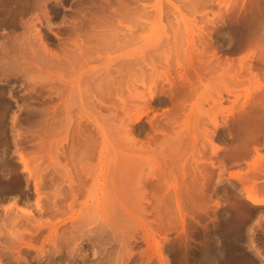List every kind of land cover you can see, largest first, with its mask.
<instances>
[{
    "label": "rangeland",
    "instance_id": "1",
    "mask_svg": "<svg viewBox=\"0 0 264 264\" xmlns=\"http://www.w3.org/2000/svg\"><path fill=\"white\" fill-rule=\"evenodd\" d=\"M56 1L57 4L54 3ZM56 1L49 0V5L47 4L48 10L53 9L50 10L52 15L49 17V26L44 24L48 21L47 18L42 17L44 14H40L43 13L40 11H38L40 19L35 21V26L40 29L44 41L50 49L57 54H63V49L60 50V48L64 45L62 42L67 41L65 48H63L66 51L67 49L71 50L67 51L68 53L71 52V59L62 58V61L66 62L62 64V61L60 63V60L56 59V57H53L56 59L54 61L51 58L49 60L46 58L47 61H44V58H42L40 66L38 65L39 68L35 64H30L27 66L29 67L28 72L23 69L25 66L20 67V64L17 65V63L16 65L13 64V67L12 63L9 64V62L4 64L5 66L0 64V95L3 96L2 98L0 96L2 99H0V104L5 109L6 114L2 116V119L0 118V138L3 141L2 148L4 149L1 148L0 159H4L3 161L5 162L6 158V161L10 158V161L14 163L11 164L14 167L7 165L3 169V172H5L4 176L9 179H18L16 188L0 189V219L4 218L5 214L3 212L6 213L4 210L9 211L12 209V211H9L10 213H21L20 215L17 214L20 217H18L19 219L14 225L20 227L26 224L29 226L24 214L16 206L27 210L30 209L32 216L38 217L44 222L48 220L54 223L57 234L64 235L66 233L65 235L73 240L69 242L70 244L68 243V246L62 239V243L60 241L58 244L59 248H54L51 242L47 240L48 228L40 227L38 231L31 235L25 234V242L31 243L33 246L16 243V249L14 248L9 252L10 254L6 253L7 255L2 257V260H10V258L14 257L12 261H5V264H63V262H67V264H93L99 259L104 260L103 262L105 263L108 255L111 257L118 249V238L127 239L132 249V255L130 254L124 264H160L154 252H151L152 256L150 255L149 261L146 260L145 251L149 248H147L148 246L143 238V223L145 224V221H153L155 217H153L151 205L143 200L142 195L144 187L147 190L150 189V179L147 178L149 169L145 164V159L149 155H155L162 151L156 150L157 147L160 148L158 144L165 140L162 139L164 136L162 133L166 134L164 136L166 138L169 136L170 139L168 138L166 141L173 140L174 142L177 139V141H181L179 144L182 143V146L187 142L186 144L189 147L183 150V153L186 154H182L183 158H180V166L187 157L190 160L185 159L184 162L187 165L184 164V168L186 166L188 167L187 169L195 167L194 169L197 173H195L194 169L192 170L196 176H194L193 172H191V176L193 175L192 177L196 181H201L200 176L203 178L202 175L205 173L206 178H208H205L207 181L204 180V183L206 182L204 192L207 194L206 198L209 196L208 200H205V203L207 201L205 205L208 206L202 210L192 207L187 202L183 204V223L180 222L179 213L177 207H175V200L173 202L171 200L172 203L171 205L169 204L170 211L168 212L170 214L167 213L166 217L168 218L171 215V219H173L171 222L174 221L175 227L178 220V227H173V223H170V226L167 222L166 224L172 229L168 227L165 224V218V221H163L168 228L166 227L167 230L165 228L166 231L160 230L161 233L159 232L163 248L162 254L167 257L168 264H238V257L249 259L251 257L249 252L251 251L259 256V260L254 261L252 264H264V260L261 258L264 253V248H262V240L264 239V203L254 205L247 201L244 198V188L238 180L239 176L245 175L249 179L245 180L246 183L244 185L249 186L253 183L258 187L264 185V171L255 172L251 166L253 165L251 163L256 159L257 153L264 154V126L261 127L262 129H258L259 131L256 130L254 132V137H249L251 140L248 142V148L240 152L242 140L245 137L240 119L245 116L246 110L249 108L247 103H250L254 96L250 99V96H252L250 95L247 98L248 100H245L242 92L244 85H238L236 90L238 92L234 93L235 96L234 94H227L225 91L221 92L222 102H220L222 108L217 105L220 111L217 106L212 105L210 100L203 99L204 97L200 98L201 101H199L200 99L196 101V95L188 93L190 92L188 84L185 81L183 84V79L178 78L176 75L178 72L176 73L175 70L180 71L181 69H175L173 55L175 56L176 53L173 54L171 50L181 46L186 47L185 38H187L188 34L189 37L191 35V41L194 46L196 45L195 47L199 48L202 46L205 49V54L203 55V52L202 57L201 54L197 55L199 54L198 52H193V62L200 61L202 63H199L205 68V61L208 57L207 50L214 49L217 55L234 57L233 62L237 63L238 58L246 54L247 51L245 46L242 45L243 37L239 34V16L247 12L248 6L240 9L242 0H221V4H219L220 1L218 0H123L122 7H119L121 5H119L117 0H111V4L117 12H121V14L129 12L130 14H126L128 17L125 20L119 19V22L114 19L116 21L115 24L113 23L114 26H110L112 33H114L111 36L112 38L110 36H108L109 39L107 37L103 38L104 35H102L103 37L97 36L99 34L97 32L95 38L89 43L92 47L85 42L87 44L83 45L84 47L82 46L84 50L79 53L78 47L76 48L71 39H76V32L89 29L88 25L90 23H88V18L84 19L86 20L84 23L81 18L85 17L81 15L79 17L78 14L72 11L74 9L78 10V8L81 9L83 5V7L88 6L86 9L89 11L87 10L86 12L90 13L92 10L99 9L97 7L99 1L95 0L93 3L87 2L85 4L83 3L84 0ZM250 1L248 0L247 3ZM60 7H69L71 9L62 10L64 18L76 19L78 16V29L76 27L73 28V25L69 22L67 23L63 18L61 20V17L58 16L61 13L59 11ZM29 10L22 14V20L26 19L27 21L29 19L30 21V18L33 17L31 14L34 13V9H31V12ZM0 16L2 17H0V22L2 23V25L0 23V34L8 30L11 31V34L16 33L18 35L25 30L26 27L23 25L19 26L20 23L18 22L20 20L18 18V20L16 19L18 24L15 23L14 25L11 20H6L9 23H3L5 19H3L2 15ZM132 17L135 18L133 19ZM110 27L108 29L105 27L99 28L110 31ZM99 28L97 27L96 29L99 30ZM55 32L58 35L60 34V36H64V41L55 36ZM1 35L4 36V34ZM1 35L0 39L4 38ZM107 35L109 34L106 33ZM66 37L68 39L71 38L69 40L72 43L68 39L65 40ZM97 37L100 38L98 39ZM104 39L108 40L105 42ZM103 40L104 42L102 43ZM173 41L178 43L174 44ZM179 42H182L181 44L183 45L179 44ZM157 49L159 51L162 49L171 50V55L168 59L169 63L167 62L170 64L169 70L172 73L171 76H173L171 78L173 83L171 84L164 80V77H154L150 68L146 66L150 57L156 59L155 64L157 65L155 67L158 71L167 66L165 61L163 62V59H161L162 57L158 55ZM59 50L62 52H59ZM72 51L76 52L73 53ZM211 59L215 58L212 57ZM251 63L256 65L259 62L256 63L253 59ZM260 64L257 65L262 67L263 64L262 66ZM3 67H6V71ZM220 72L221 69H217L215 77ZM203 73L204 69L202 74L201 72L200 74L203 78H207L206 73L204 75ZM228 74L226 73L225 75ZM191 77H193L192 79L195 82L198 81L195 75L191 74ZM149 80H153L155 85L151 86L154 93L151 97L147 89ZM202 82L206 83L204 79ZM196 84H198L196 87L202 86L198 82ZM245 84L247 83L245 82ZM197 90L199 89L197 88ZM179 91H187L188 93L184 99L183 112L178 113L175 123L166 122L167 115L175 106L173 101L170 100L169 94L174 92V95H176V93L179 94ZM253 94L255 95V93ZM244 100L245 103L243 105ZM146 107H148V111L144 113L143 110ZM244 108L247 109L245 110ZM156 123L157 125H155ZM37 128L39 132H37ZM30 129L32 132H30ZM47 133H49V136L45 135ZM166 141L164 142L165 144L171 143ZM188 141L190 145H188ZM52 142L53 144L55 143V148L51 146L53 148V150L51 149L52 152L60 147V150L56 151L59 153L56 157L60 160V165L55 164V167L51 166L52 163L49 161L48 155H46L47 148L50 146L48 143ZM147 144L151 148L152 146L155 148L157 144L158 146L156 145L157 147L154 149L156 153L155 151L152 152L153 148L152 150H150V147H148L149 149L146 148ZM47 145L49 146L46 147ZM211 145H215L218 148L213 151ZM71 146L77 152L70 153L74 150L71 149ZM181 147L180 151H182L181 149L184 146ZM180 151L177 150L179 155L182 153ZM35 152L36 159H30V154ZM163 152V155L167 154V157L173 158L176 156L177 161L180 160L177 158L178 155H175L176 152H174L175 156H172L170 151L167 153ZM19 153H23L27 157L29 169L38 164L39 171L44 179L43 183L40 184L41 187L39 186V189H41L39 191L52 190L53 187H56L57 181L60 183L58 187L62 192V196L50 198L51 200L48 201L43 197L44 195L41 197V202L43 201V206H46V211H41L34 207L36 194L34 193L33 180L28 176L26 170H23V164L18 159ZM53 153L56 154L55 152ZM67 153L73 155V161L78 159L75 158L74 154H78L77 157L79 159L81 157L79 161L81 164L74 162L77 167L79 164L78 168H74L75 170L72 168L75 165L68 158ZM162 153L158 154L162 155ZM72 155H70V158ZM161 155L159 158H162ZM219 159H222L223 166L220 165ZM173 160L175 162V159ZM62 163L64 165L68 163L71 170L67 169L70 172L72 171V176L76 177H74L75 180L77 179L72 184V188L69 187L68 182L65 181L66 179H63L64 182L60 178L63 170L65 171L63 168L67 167V165L63 167ZM188 164L191 166H188ZM180 166L178 167L180 170H177L178 172L174 170L176 165L174 168L172 167V170L166 167V171L171 174L168 170L172 172L174 170L176 173H173L176 174V179L179 183L183 180L184 182L191 181L190 176L187 175L191 169H186L187 172L185 171V175H183ZM76 168L77 172H75ZM81 168H83V172ZM165 169L164 173H166ZM60 170L61 172L59 173ZM130 170H137L138 173L136 171V174L132 175ZM199 170L202 171V175H200L201 171L198 172ZM86 171H90L88 174L98 173L100 179L102 177L103 182L101 187H98V184L94 186L95 188L93 187V189L95 190L90 191V193L91 181L85 177L87 175ZM121 171H123V174ZM128 171H130L129 175ZM77 174H79L78 177ZM166 176L170 177L169 175ZM127 178L129 181L126 180ZM124 181L127 182L124 184ZM130 182L132 183L130 184ZM144 183H146V186ZM259 189L260 187L258 191ZM170 190H162L161 192L164 195L167 192V196L170 193L173 194L171 197L174 199L173 190ZM260 191L262 190L260 189ZM184 193L185 195H182L185 198L188 192L184 191ZM261 194L263 195L264 193ZM188 197L186 198L188 199ZM170 198L168 199L169 201ZM168 200L167 202L169 203ZM215 200L219 203L217 204ZM230 203L235 206L242 205L248 209L247 215L245 214L242 220L243 225H241L240 231L239 229H233L234 224L231 222L233 211ZM250 204L256 207H252ZM167 207L169 208L168 204ZM57 210L59 213L56 212ZM168 220L170 221L169 218ZM227 224H232V226L229 227ZM68 238L67 240L70 241L71 239ZM251 243H256L257 245H251ZM70 247L74 248L70 250ZM256 248L257 251H254ZM259 249L262 250V254L260 253L261 251H258ZM97 251L100 253L98 254ZM112 251L114 252L112 253ZM81 255L85 256V259H80Z\"/></svg>",
    "mask_w": 264,
    "mask_h": 264
},
{
    "label": "bare ground",
    "instance_id": "2",
    "mask_svg": "<svg viewBox=\"0 0 264 264\" xmlns=\"http://www.w3.org/2000/svg\"><path fill=\"white\" fill-rule=\"evenodd\" d=\"M48 1L49 0H0V15H2L3 16V19H5V21H3V23L4 22H7L6 20H11V23L13 24L14 23V25H15V23H17L16 22V19L18 18L20 21L18 22V23H20V25L19 26H21V25H23L24 27H26L25 28V30L24 31H22L20 34H16V33H14V34H11V31H4L3 33H1V34H4V36H2L1 34V36L2 37H4V38H2V39H0V64L1 65H4V64H8L7 62H9V64H11L12 63V67H13V64H15L16 65V63H17V65H19L20 64V67H23V66H25V67H23V69H25L26 70V72H28L29 70H28V68L29 67H27L28 65H30V64H35V65H37V67H38V65L41 63V59L42 58H44V61H47V59L46 58H48V60H49V58H51V59H53V61H54V59L55 58H53V57H56V59L58 58L59 60H60V63H61V61H62V58L63 59H67V60H69V59H71V55H70V53H68L67 51H69L68 49H67V51H66V49H64L65 47L64 46H66L65 45V43L67 42V41H64V36H60V34L58 35V34H56V32H55V36H57L58 38H60L62 41H64V42H62V43H64V45H63V47H61L60 48V50H62L63 49V52L62 51H60L59 50V52H62L63 54H57V53H55L53 50H51L50 49V47L48 46V44L44 41V38H43V35H42V33H41V31H40V29L39 28H37L36 26H35V21H38V19H40L39 17H38V11H40V12H43V13H40V14H44V16H42L43 18L45 17V18H47V23L45 22L44 24H46L47 26H49V24H50V22H49V17L51 16V11L50 10H53L52 8L50 9V10H48V8L49 7H47V4H48ZM51 1V0H50ZM56 1V0H55ZM58 1H60V0H58ZM82 1V0H81ZM95 0H84L83 1V3L85 4V3H87V2H90V3H93ZM99 1V3H98V8L99 9H95V10H92V11H90V13L89 12H86L88 9H86V8H88V6H85V7H83V5H82V7H81V9H79L78 8V10L77 9H74V11H72V12H75V14H78V16L80 17V15L82 16V17H85V18H81V20L83 19H86V18H88V20H89V22L88 23H90L89 25H88V27H89V29H84V30H82V31H78V32H76V35H75V37H76V39H71V38H69V39H71V40H73V44L76 46V48L78 47V49L77 50H79V53L81 52V51H83L84 49L82 48V46L83 45H85V44H87L88 43V46H90L91 44H89L90 43V41H92L94 38H95V35L97 34V32H99V34H97V36H102V35H104V37L103 38H105V37H107L108 38V36H113L114 35V33H112V31H111V25L112 26H114L113 25V23L115 24V20L114 19H117V22H119V19L121 20V19H124L125 20V18L126 17H128L127 15L128 14H130L129 12L128 13H124V14H121V12L119 13V12H117L116 10H115V8H114V6L111 4V0H98ZM114 1V0H113ZM118 1V3H119V5H121V6H119V5H117V6H119V7H122V4H123V0H117ZM189 1H191V0H189ZM218 1H220L219 2V4H221V0H218ZM248 1V0H247ZM247 1H245V0H242L240 3V9H242V8H246V6H248L247 8V12H243L244 14L243 15H240L239 16V34L243 37V41H242V45L243 46H245V48H246V54H242L243 56H241V57H239L237 60H238V65H236L237 63L235 62H233V58L234 57H229V56H223V57H221V56H219V55H217L216 54V52H215V50L214 49H212V50H207L208 51V57L205 59L206 61V63H205V68L204 67H202V64H200V63H202V62H193L192 61V59H193V52H198L199 54H197V55H200L201 54V57H202V53L205 51V49L204 48H202V46L201 47H199V48H197V47H195L194 46V44H193V42L191 41V35H190V37L188 36V34H187V38H185V42H186V47H184V46H181V47H178V48H180V49H178V48H174V50L173 49H171L172 50V52H173V54L174 53H176L175 54V56L173 55V57H174V63H175V69H181L180 71H177V70H175L176 71V75L178 76V78H181V79H183V84L186 82L187 84V86L190 88L189 90H190V92H188V93H192V94H195L196 95V101H198V99H200V98H203V99H205V100H210L211 102H212V105H214V106H219V107H221L222 108V104H221V99H222V95H221V92L222 91H225L227 94H234V93H237L236 92V90H237V86L238 85H244V87H243V98H245V100L250 96V95H252V96H250V99H251V97H253L252 98V100H250V103H247V104H249L248 106H249V108L246 110L245 108V110L247 111L246 112V114H245V116L243 117V118H241L240 119V122H241V124H242V126H243V134H244V136H242V137H244V139L242 140L243 142H242V144H241V149H240V152H241V150L242 151H244V149H247L248 148V142H249V140H251V138H249V137H254L253 136V134H255L254 132L256 131V130H260V128L261 127H263L264 126V0H249L250 2H248L247 3ZM53 2H54V0H53ZM125 2V1H124ZM50 3V2H49ZM54 3H56L57 4V1L56 2H54ZM51 4V3H50ZM49 5V4H48ZM60 5V4H59ZM52 6H54V5H52ZM193 6V5H192ZM54 8V7H53ZM56 8H57V6H56ZM56 8H55V10H56ZM124 8V7H123ZM33 10L34 11V13H33V11H32V13L33 14H31V16L33 15V17H34V19H33V17H31L30 18V21H29V19H27V21H26V19L23 21L22 20V14L24 13V12H27L28 10ZM126 9V8H125ZM29 10V12H31ZM71 10V9H70ZM117 10H119V9H117ZM123 10V9H122ZM89 11V10H88ZM125 11V10H124ZM240 11V10H239ZM87 13H88V15H87ZM123 13V12H122ZM54 14V13H53ZM74 14V13H73ZM127 14V15H126ZM28 15H30V14H28ZM87 15V16H86ZM161 15V14H160ZM176 15V14H175ZM78 16H77V18H78ZM131 16H134V15H131ZM147 16V15H146ZM145 16V17H146ZM1 17V16H0ZM25 17H27V16H25ZM41 17V16H40ZM72 17H74V16H72ZM76 17V16H75ZM120 17H124V18H120ZM130 17V16H129ZM176 17V16H175ZM2 18V17H1ZM28 18H29V16H28ZM61 18H63V17H61ZM75 19V18H70V19H64V20H66V22L68 23H71L72 25H73V28L74 27H76L77 28V20L78 19ZM133 18V17H132ZM135 18V17H134ZM133 18V19H134ZM2 19V20H3ZM17 19V20H18ZM131 19V18H130ZM212 19V18H211ZM216 19V18H215ZM62 20V19H61ZM87 20V21H88ZM123 20V21H124ZM214 20V19H213ZM212 20V21H213ZM217 20V19H216ZM219 20V19H218ZM80 21V20H79ZM129 21V20H128ZM173 21V20H172ZM210 21V20H209ZM62 22H64V21H62ZM82 22V21H81ZM86 22V20H84V23ZM131 22V21H130ZM134 22H135V20H134ZM196 22V21H195ZM1 23V22H0ZM7 23H9V22H7ZM17 23V24H18ZM11 24V25H12ZM79 24V23H78ZM131 24H133V23H131ZM1 25H2V23H1ZM70 25V24H69ZM5 26V25H4ZM79 26H80V24H79ZM107 26V27H106ZM81 27V26H80ZM107 28L108 29V27H110V31H108V30H106V29H100L99 28V30H97L96 28ZM4 28H6V27H4ZM47 28H49V27H47ZM75 28V29H76ZM113 28V27H112ZM78 29V28H77ZM80 29V28H79ZM96 29V33L94 34V30ZM172 29V28H171ZM3 30V29H2ZM12 30V29H11ZM23 30V29H22ZM100 30H101V32H100ZM113 30V29H112ZM174 30V29H173ZM108 31V32H107ZM114 31V30H113ZM178 31V30H177ZM107 34H109V35H107L106 36V33ZM105 33V34H104ZM166 33V32H165ZM113 34V35H112ZM173 34V33H172ZM179 34V33H178ZM190 34V33H189ZM175 35V34H174ZM239 35V36H240ZM168 36V35H167ZM74 37V38H75ZM83 37V38H82ZM98 38V37H97ZM100 38V37H99ZM98 38V39H99ZM103 38H101V39H103ZM112 38V37H111ZM173 38H175V37H173ZM68 38L66 37L65 38V40H67ZM68 39V40H69ZM109 39V38H108ZM108 39H104L105 40V42L108 40ZM71 40H69V41H71ZM104 40L102 41V43L104 42ZM174 40V39H173ZM99 41V40H98ZM97 41V42H98ZM85 42H87V43H85ZM101 42V41H100ZM71 43H72V41H71ZM173 43H174V41H173ZM178 43V42H177ZM177 43H174V44H177ZM182 43V42H181ZM180 42H179V44H181ZM68 44V43H67ZM105 44V43H104ZM174 44H173V46H174ZM207 44V43H206ZM100 45V44H99ZM181 45H183V44H181ZM185 45V44H184ZM73 46V45H72ZM87 46V45H86ZM85 46V47H86ZM180 46V45H179ZM208 46V45H207ZM84 47V46H83ZM90 47H92V46H90ZM89 47V48H90ZM104 47H106V46H104ZM108 47V46H107ZM67 48V47H66ZM88 48V47H87ZM160 48V47H159ZM169 48V47H168ZM171 48V47H170ZM205 48H207V47H205ZM209 48V47H208ZM87 50V49H86ZM154 50V49H153ZM158 50V49H157ZM171 50L170 49H167V50H158L157 51V53H158V55L160 56V57H162L161 59H163V62L165 61V63H166V67H163V69L162 70H160V71H158L157 70V68L155 67V65H157V64H155V58L153 57H150V60H149V62H145L146 64V66L147 67H149L150 68V70L152 71V73H153V76L154 77H156V78H160V77H164L165 79L164 80H167V82H169L170 84L171 83H173V80L171 79L173 76H171L172 75V73L170 72V70H169V66H170V64H168L169 62H168V59H169V57H170V55H171ZM71 51V50H70ZM89 51V50H88ZM155 51V50H154ZM153 51V52H154ZM73 52V51H72ZM74 52H76V51H74ZM73 52V53H74ZM86 53V52H85ZM245 53V52H244ZM205 54V52L203 53V55ZM157 55V54H156ZM181 55V56H180ZM213 55V56H212ZM211 56V57H210ZM198 57V56H197ZM206 57V56H205ZM212 57H214L215 59H211ZM39 59V60H38ZM46 59V60H45ZM51 59H50V62H51ZM55 59V60H56ZM186 59V60H185ZM255 60V62L257 63V62H259V63H261L260 65L262 66V64H263V66L262 67H259L257 64H259V63H257L256 65H254V63L252 64L251 63V61L252 60ZM58 60V61H59ZM184 60V61H183ZM198 60H201V59H198ZM235 60V59H234ZM38 61V62H37ZM65 61V60H64ZM146 61H148V60H146ZM159 61V60H158ZM197 61V60H196ZM43 62V61H42ZM157 62V61H156ZM168 62V63H167ZM3 63V64H2ZM49 66H50V64L48 63V62H46ZM53 63H55V62H53ZM64 63H66V62H63L62 61V64H64ZM204 63V62H203ZM43 65H44V63H42ZM159 64V63H158ZM162 64V63H161ZM1 65H0V68H1ZM15 65H14V67H15ZM22 65V66H21ZM54 65V64H53ZM55 65H56V63H55ZM58 66H59V64H57ZM61 65V64H60ZM67 65V64H66ZM5 66V65H4ZM34 66V65H33ZM40 66V65H39ZM51 66H52V64H51ZM63 66V65H62ZM62 66H61V68H62ZM204 66V65H203ZM238 66V67H237ZM7 67V66H6ZM5 67V68H6ZM18 67V66H17ZM31 67V66H30ZM47 67V66H46ZM178 67V68H177ZM4 67H3V69H5ZM39 68V67H38ZM37 68V69H38ZM58 68V67H57ZM159 68V67H158ZM11 69V68H10ZM14 69V68H13ZM17 69V68H16ZM18 69H20V68H18ZM59 69V68H58ZM160 69V68H159ZM201 69H202V71H201ZM203 69H204V73H203V75L206 73V75H207V78H203V76H201V74H202V72H203ZM217 69H221V72L219 73V75H217L218 76V78H217V76L215 77V73H216V71H217ZM1 70V69H0ZM7 70H9L8 68H7ZM183 70V71H182ZM206 70V71H205ZM5 71H6V69H5ZM22 71H24V70H22ZM182 71V72H181ZM220 71V70H219ZM232 71V72H231ZM8 72H10V71H8ZM25 72V74H27ZM62 72V71H61ZM149 72V71H148ZM200 72H201V74H200ZM243 73V75H242V73ZM33 73V72H32ZM226 73H229L228 75H225ZM239 73H241V74H239ZM61 74V73H60ZM149 74V73H148ZM148 74H147V76H148ZM191 74H193V75H195V77H197V79H198V81H196V82H198L199 84H202V86L200 85V87H196L198 84H196V82H195V80H193L192 78L193 77H191ZM3 75V74H2ZM38 75V74H37ZM62 75H63V73H62ZM222 75H224V76H222ZM31 76V75H30ZM29 76V77H30ZM221 76V78H219ZM226 76H228V77H226ZM3 77V76H2ZM152 77V76H151ZM205 77V76H204ZM148 78V77H147ZM205 80V82L206 83H203L202 82V80L203 79ZM215 78V79H214ZM217 78V79H216ZM155 79V78H154ZM175 79V78H174ZM227 79V80H226ZM145 81V80H144ZM150 82H149V84L147 85V89H148V91H149V96L151 97V96H153L154 95V93H153V87L151 88V86H155L154 85V81L152 80H149ZM185 81V82H184ZM245 82L247 83V84H245ZM183 84H181V85H183ZM176 86V85H175ZM184 86V85H183ZM183 86H181V87H183ZM184 88V87H183ZM197 88L199 89V90H197ZM179 90V89H178ZM183 90V89H182ZM185 90V89H184ZM188 91V90H187ZM187 91H182V92H180L179 91V94L178 93H176V95H174L175 93L173 92V94L172 93H170L169 95H170V100H172L173 101V103H174V109H172L171 107V109H172V111L167 115V120H166V122H170V123H175L176 122V117H177V115H178V113H180L181 111L183 112V108H184V99L186 98V96H187ZM8 92V91H7ZM172 92V91H171ZM2 93V92H1ZM10 93V92H9ZM206 93V94H205ZM253 93H255V95L253 94ZM239 94V93H238ZM237 94V95H238ZM205 95V96H204ZM236 95V96H237ZM1 96V95H0ZM193 96V95H192ZM234 96H235V94H234ZM3 96H1V98H2ZM149 97V98H150ZM238 97V96H237ZM0 98V99H1ZM2 100V99H1ZM0 100V101H1ZM245 100L243 101V105H244V103H245ZM248 100V99H247ZM199 101H201V99L199 100ZM221 101V102H220ZM1 103V102H0ZM172 103V104H173ZM196 103H198V102H196ZM198 105H200L199 103H198ZM197 106V105H196ZM217 106V108H218V110L220 109L219 107ZM173 107V106H172ZM199 107V106H198ZM211 107V106H210ZM148 109V107H146V109L144 108V110H143V112L144 113H146V111H148L147 110ZM5 109H3V106L1 107V104H0V118L2 119V116H4V114H5V111H4ZM201 110H202V108H201ZM185 111V110H184ZM220 111V110H219ZM242 112V111H241ZM217 114V113H216ZM244 114V113H243ZM6 115V114H5ZM0 119V120H1ZM214 120H215V116H214ZM216 121V120H215ZM17 122V121H16ZM150 122V121H149ZM159 124V123H158ZM161 124V123H160ZM165 124V123H164ZM19 125V124H18ZM155 125H157V123L155 124ZM154 125V126H155ZM250 125H252L251 127H250ZM157 127V126H156ZM155 127V128H156ZM159 127H160V125H159ZM185 128H187V127H185ZM184 128V129H185ZM22 129V128H21ZM160 130H161V128H159ZM262 129V128H261ZM31 130V129H30ZM39 129L37 128V132H39L38 131ZM51 130V129H50ZM49 130V131H50ZM258 130V131H259ZM3 131V130H2ZM23 131V130H22ZM35 132H36V130H34ZM20 132H21V130H20ZM30 132H32V130L30 131ZM44 132H47V131H44ZM162 132H163V130H162ZM161 132V133H162ZM182 132V131H181ZM49 133H47V134H45V135H47V136H49L48 135ZM164 136H166V134H164V133H162ZM184 134V133H183ZM182 135V134H181ZM30 136H32V135H30ZM163 136V138L162 139H165V140H163V142H161L160 144H158L159 145V147L161 148H158L156 145H155V148H156V150H162L161 152H158V153H162L163 151H165V153H167L168 151H170V153L172 154V156H175L176 154L178 155V160L180 159V158H183V155H185L186 153H183L184 151V149H186V147H189V146H187V142L182 146V143H180L181 144V146L183 147H181L180 146V144H179V142H181V141H177V139H176V141H174L173 142V140L172 141H166L168 138H169V136L166 138V137H164ZM33 138V137H32ZM49 138V137H48ZM179 138V137H178ZM181 138V137H180ZM170 139V138H169ZM175 139V138H174ZM60 140V139H59ZM63 140V139H62ZM181 140V139H180ZM171 142V143H164V142ZM177 142V143H176ZM159 143V142H158ZM162 143H164V144H162ZM188 143H189V141H188ZM49 145H47L46 147H48L47 148V154L46 155H48V158H49V161H51V163H52V165L51 166H54L55 167V164L56 165H60V160L59 159H57L58 157H56V155H59V153H57L58 151L57 150H60V147H59V149L57 148V149H55L53 152H55L56 154H54L53 152H52V150H53V148H51V146L53 147L54 146V148H55V143L53 144V142L52 143H48ZM53 144V145H52ZM60 144V143H59ZM191 144H192V142H191ZM2 145H3V141L1 140V138H0V151H1V148H2ZM188 145H190V143L188 144ZM56 146H57V144H56ZM192 146V145H191ZM72 147V148H71ZM70 148L71 149H74V147L73 146H71ZM148 147H150L151 148V146L150 145H148L147 144V146H146V148H148ZM180 147L182 148L181 150L182 151H180ZM211 149H213V151L216 149V148H218V147H216L215 145H211ZM254 147V146H253ZM152 148H153V150H152ZM152 148L150 149V150H152V152H154L155 151V153H156V150H154L155 148H154V146H152ZM255 148H256V146H255ZM3 149V148H2ZM52 149V150H51ZM63 149V148H62ZM149 149V148H148ZM166 149V150H165ZM4 150V149H3ZM158 150V151H159ZM168 150V151H167ZM174 150H176V151H174ZM177 150L178 151H180V152H182V153H180V155H179V153H177ZM188 150V149H187ZM256 150H257V148H256ZM57 151V152H56ZM75 151H76V149H74V150H72V152H70V150H69V152L70 153H72L73 154V152L75 153ZM171 151H174V152H176L175 153V155H174V152H171ZM33 152V151H32ZM77 152V151H76ZM185 152H186V150H185ZM63 153V152H62ZM68 154V158L69 159H71V160H69V161H71V162H77V163H79V164H81L79 161L81 160V157H80V159H79V157H77L78 156V154H74V156H75V158L77 159V160H75V161H73V155L72 154ZM158 153H156L155 155H157ZM164 153V152H163ZM163 153H162V158H159L160 157V155L158 154L157 156H155L154 154L153 155H149L148 157H146V159H145V164L148 166V169H149V174L147 175V178H149L150 179V182H149V186H150V189L149 190H147L146 189V187H144V190H143V195H142V197H143V200L146 202V203H149L150 205H151V210L153 211V217H155L154 218V220L153 221H150V220H148V221H150V222H147V221H145V224L143 223V227H144V236H143V238H144V240H145V242H146V245L148 246L147 248H149L148 250L150 251V253H149V251L147 250V251H145V256H146V260L147 261H149L148 259H150L149 257H150V255H151V252H154L155 254H156V256H157V258H158V260H159V262H160V264H165V263H169L168 261H167V257H165V255H163L162 254V242H161V239H160V230H165V228L168 226L167 224H169L170 226H171V224L170 223H173V227H175V223H174V221L173 222H171V220H173V219H171V215H170V217H168L169 219H170V221L168 220V218L166 217V215H167V213L170 211L169 209H170V205H171V203L173 202V200H175L174 202H175V204H176V206L175 207H177V210H178V216H179V219H180V222L181 223H183V204L184 203H190V205L192 206V207H197L198 209H205L208 205H205L206 203H207V201H206V203H205V200L207 199V198H209V196L206 198V196H207V194H205V192H204V185H205V183H204V180H206L207 178H206V175H205V173L203 174L202 173V171L201 170H199L198 172H200L201 171V173H200V175H202L203 176V178L200 176V178H201V181H196V179L194 178V177H192L191 176V172H193V174H195V173H197L196 171H195V167H194V165H193V167L194 168H191V167H189V169H191L190 170V175H189V173L187 174L188 176H190V178H191V181H189V182H184V180L181 182L180 181V183H179V181H177V179H176V174H174L173 172H178V171H180L179 170V166H180V162H181V159L179 160V161H177V159H176V156L175 157H167L165 154L163 155ZM5 154V153H4ZM36 155V152L35 153H31L30 154V156H29V158L31 159L32 158V160H33V158L34 159H36V157H35V155ZM183 154V155H182ZM70 155H72V157L70 158ZM80 155V154H79ZM226 155V154H225ZM2 156V155H1ZM82 156V155H81ZM194 156V155H193ZM228 156V155H227ZM195 157V156H194ZM230 157H231V155H230ZM3 158V157H2ZM170 158H172V159H170ZM187 158V157H186ZM185 158V159H186ZM199 158V157H198ZM197 158V159H198ZM7 159V158H6ZM6 159H5V162L2 160V159H0V189H8V188H16V184H17V182H18V179H9V178H7V177H5L4 176V173L5 172H3V169H5V167H7V165H11L13 162H11L10 160V158H8V160L6 161ZM19 161H20V163H22L23 164V170H26V172H27V174H28V176L33 180L32 182H33V187H34V193L36 194V199H35V201H34V207L35 208H38L39 210H43V211H46V206L44 207L43 206V201L41 202V197L43 196V197H45V199H47L46 201H48V200H51L52 198H55V197H58V196H62L61 194H62V192H61V190L59 189V181H57L58 183H57V185H56V187H53V189L52 190H44V191H39V190H41V189H39V186H40V184L41 183H43V176H42V174H41V172L39 171V168H38V164H35L34 165V169L33 168H31V169H29V167H28V164H27V157H25V155L23 154V153H19ZM30 159H29V161H30ZM173 159H175V162H174V160ZM185 159H184V161H185ZM197 159H195V160H197ZM83 160V159H82ZM186 160H188V158L186 159ZM190 160V159H189ZM188 160V161H189ZM193 160V159H192ZM220 160V159H219ZM35 161V160H34ZM183 161V163L181 164V171H182V173H183V175H185V171L187 172V170H189V169H187L188 167L186 166V168H184V164H186L185 162ZM36 162V161H35ZM82 162V161H81ZM219 162H221L220 163V165H222V159L219 161ZM37 163V162H36ZM70 163V162H69ZM174 163H176L175 165H176V168H174L175 167V165H174ZM189 163V162H188ZM14 164V163H13ZM54 164V165H53ZM63 164V163H62ZM76 163H74V165H75ZM79 164H78V167H79ZM190 164H192V163H190ZM190 164H188V166H191ZM251 164H253V165H251L252 167V170L253 171H264V154L262 155V154H260V153H257V156H256V159L253 161V163H251ZM67 165V167H65ZM71 165H73L72 163H71ZM174 165V166H173ZM187 165V164H186ZM11 166H13L14 167V165H11ZM81 166V165H80ZM200 166V165H199ZM223 166V165H222ZM225 166V165H224ZM13 167H11V168H13ZM63 167H65V168H63V169H65V171L63 170V173L61 174L62 175V177L60 176V178H61V180L62 181H64L65 179V181H67L66 183L69 185V187L70 188H72V184L77 180H75V178L72 176L73 174H72V171L70 172V170H71V167L69 168V165H68V163L67 164H63ZM75 167H77L76 165L75 166H73L72 168L74 169ZM77 167V168H78ZM166 167H168L170 170H172L173 168H174V170H173V172L172 171H170V170H168L169 172H171V174H169L166 170H167V168ZM173 167V168H172ZM197 167V166H196ZM61 168H62V166H61ZM67 168H69V169H67ZM77 168H76V171L75 172H77ZM166 168V169H165ZM200 168V167H199ZM198 168V169H199ZM82 169V172H83V168H81ZM164 169H165V172L166 173H168V174H166V173H164ZM187 169V170H186ZM192 169H194V171H195V173H194V171L192 170ZM75 170V169H74ZM79 170V169H78ZM178 170V171H177ZM131 171V170H130ZM130 171H128V175H129V173H130ZM136 171L137 170H132L131 171V174L132 175H134V174H136ZM61 172V170L59 171V173ZM65 172V173H64ZM87 172V171H86ZM90 172V171H89ZM89 172H87V175H85V177L86 178H89L90 179V190H89V193H90V191L92 192V191H94L95 189H93V187L94 186H96L97 184V186L98 187H101V185H103L102 183V177H101V179H100V177H99V174L97 173H95V174H88ZM133 172H135V173H133ZM175 172V173H176ZM121 173L123 174V171H121ZM125 173H126V171H125ZM137 173H138V171H137ZM241 173V172H240ZM130 174V175H131ZM171 175L170 177H167L166 175ZM233 174V173H232ZM237 174H239V173H237ZM236 174V175H237ZM81 175V174H80ZM208 175V174H207ZM230 175H231V173H230ZM241 175V174H240ZM79 176V174H77V177ZM194 176H196V174L194 175ZM198 176H199V173H198ZM210 176V175H209ZM232 176V175H231ZM80 177H82V176H80ZM132 177V176H131ZM180 177V176H179ZM237 177V176H236ZM198 178V177H197ZM206 178V179H205ZM64 179V180H63ZM132 179V178H131ZM183 179V178H182ZM203 179V180H202ZM246 179H249V177L248 176H239V181L241 182V184H242V186H243V188H244V191H245V194H244V198L247 200V201H249L251 204H260V203H264V194L262 195L261 193H264V185L263 186H259L260 187V189L262 190V191H260V189H259V191H258V186H256L255 185V183H253L252 185H244V183H246ZM127 181H129L128 180V178L126 179ZM190 180V179H189ZM200 180V179H199ZM62 181H60V182H62ZM64 181V182H65ZM85 181V180H84ZM126 181V182H127ZM131 181H133V180H131ZM155 181V182H154ZM207 181V180H206ZM78 182H79V179H78ZM82 182H83V180H82ZM125 181H124V184L126 183ZM134 182V181H133ZM198 182V183H197ZM81 183V182H80ZM120 183H122V181H120ZM132 182H130V184H131ZM250 183V182H249ZM248 183V184H249ZM145 184V186H146V183H144ZM127 185H128V183H127ZM163 185H164V187H163ZM41 187V186H40ZM98 187H97V189H98ZM69 188V189H70ZM95 188V187H94ZM164 188V189H163ZM170 189H172L173 190V193H174V199H173V197H171V195H173V194H171L170 192H171V190ZM72 190V189H71ZM162 190H170V195L168 194V196H169V198H170V201L168 200L169 198H167L168 196L166 195L167 194V192L165 193V195L161 192ZM74 191V190H73ZM184 191H186V192H188L186 195V197H188V195H189V197H188V199L185 197L184 198V196L183 195H185V193H184ZM164 192V191H163ZM257 192H259V193H257ZM94 193V192H93ZM92 193V194H93ZM183 194V195H182ZM167 196V197H166ZM183 197V198H182ZM51 198V199H50ZM169 201V203L167 202V200ZM184 199V200H183ZM171 200H172V202H171ZM208 200V199H207ZM214 200V199H213ZM53 201H54V199H53ZM55 202V201H54ZM53 202V203H54ZM215 202H217V204L219 203L218 201H216L215 200ZM14 203V202H13ZM168 204V206H169V208L167 207V204ZM16 204V203H15ZM170 204V205H169ZM250 204V206H252ZM189 205V206H190ZM16 206V205H15ZM20 206V205H19ZM17 207V209L19 210V211H21L23 214H24V218L26 219V221H27V223L29 224V226L28 225H26L25 224V226H15L16 224V221H17V219H19L18 217H20L19 215L21 214H19V213H10L9 211L11 210L12 211V209H10L9 211H7V210H4V211H6V213L5 212H3V214H5L4 215V218H1L0 219V264H4L3 262H2V257H3V255H7L9 252H11L14 248H15V244L17 243H22V244H26V246L27 245H29V246H33L31 243H26L25 242V234L27 235V234H32V233H34V232H36V231H38L39 230V228L40 227H47L48 228V231H49V234H48V236H47V240L49 241V242H51V244L53 245V247L55 248H59V246H58V244H59V242L62 240L64 243H66V244H68L69 242H71L73 239H71V238H68L65 234L64 235H62V234H57L56 233V225L54 224V223H51L50 221H48V220H46L45 222L44 221H42L40 218H38V217H34V216H32L31 215V210L29 209V210H27L26 208H23V207H18V206H16ZM230 207L232 208V211H233V215H232V220H231V222L234 224L233 225V229L235 228V230H237V229H239V231H240V227H241V225H243L242 224V220H243V218H244V216H245V214L248 212V209L245 207V206H242V205H234L233 203H230ZM252 207H256V206H252ZM7 208V207H6ZM230 208V209H231ZM5 209V208H4ZM15 211V210H14ZM57 213H59L58 212V210L56 211ZM250 212V211H249ZM56 213V214H57ZM17 214H19V215H17ZM168 214H170V213H168ZM249 214V213H248ZM52 215V214H51ZM50 215V216H51ZM247 215V214H246ZM21 216H23V215H21ZM169 216V215H168ZM2 217V216H1ZM194 217V216H193ZM165 218H166V222H165V224L167 225H165L164 224V221H165ZM246 219V218H245ZM164 220V221H163ZM174 220H176L175 218H174ZM22 221V220H21ZM147 222V223H146ZM244 222H245V220H244ZM177 223H178V220H177ZM176 223V227H178L177 224ZM15 224V225H14ZM155 224V225H154ZM229 224H230V222H229ZM229 224H227V225H229ZM17 225H18V223H17ZM164 225H165V227H164ZM170 226H168V227H170ZM230 226H232V224L231 225H229V227ZM164 227V228H163ZM167 227V228H168ZM175 227V228H176ZM244 227V226H243ZM167 228H166V230H167ZM171 229H172V227H170ZM169 228V229H170ZM165 230V231H166ZM160 232V233H159ZM61 233H64V232H61ZM159 233V234H158ZM231 233V232H230ZM246 234V233H245ZM233 235V234H232ZM65 236V237H64ZM234 236V235H233ZM232 236V237H233ZM3 237V238H2ZM68 239H71L70 241H68L67 240V238ZM142 238V239H143ZM1 239H3V240H1ZM162 239H163V237H162ZM240 240V239H239ZM26 241H28V240H26ZM62 241L60 242V243H62ZM75 241V240H74ZM73 241V242H74ZM117 241H118V249L115 251V253H114V255H112V256H114V257H110L109 255H108V257H107V259H106V262L104 263L103 261L104 260H102V259H99V260H97V261H95L93 264H124V262L125 261H127L128 259V257L130 256V254L132 253V249H131V245L129 244L130 242H128V240L127 239H124V238H118L117 239ZM164 241V240H163ZM42 242V241H41ZM72 242V243H73ZM115 242H116V240H115ZM234 242V241H233ZM98 243V242H97ZM101 243V242H100ZM70 244V243H69ZM69 244H68V246H69ZM111 244V243H110ZM116 244H117V242H116ZM186 244V243H185ZM61 245V244H60ZM105 245V244H104ZM112 245V244H111ZM62 246V245H61ZM60 246V247H61ZM65 246H67V245H65ZM64 246V247H65ZM76 246V245H75ZM103 247V246H102ZM115 247H117V246H115ZM53 248V249H54ZM72 248H74V247H70V250H72ZM16 249V248H15ZM69 249V248H68ZM184 249V248H183ZM99 250V249H98ZM113 250V249H112ZM134 250V249H133ZM152 250V251H151ZM143 251H144V249H143ZM142 251V252H143ZM181 251H182V249H181ZM258 251H261L260 253L262 254L263 252H262V250H258ZM58 252V251H57ZM70 252V251H69ZM82 252V251H81ZM84 252V251H83ZM114 251H112V253H113ZM141 252V253H142ZM183 252V251H182ZM212 252V251H211ZM216 252V251H215ZM238 252V251H237ZM7 253V254H6ZM71 253V252H70ZM97 253L99 254L100 252L99 251H97ZM10 254V253H9ZM85 254V253H84ZM96 254V253H95ZM108 254H110V253H108ZM143 254V253H142ZM182 254V253H181ZM205 254V253H204ZM207 254H208V252H207ZM244 254V253H243ZM72 255V254H71ZM83 255V254H82ZM81 255V257H80V259H82L83 260V258L85 257V256H82ZM132 255V254H131ZM141 255V254H140ZM152 256V255H151ZM200 256V255H199ZM202 256V255H201ZM263 256H264V253H263ZM5 257V256H4ZM76 257V256H75ZM203 257V256H202ZM205 257H206V255H205ZM204 257V258H205ZM210 257V256H209ZM94 258V257H93ZM131 258V257H130ZM184 258H185V256H184ZM12 259H14V257L12 258ZM85 259V258H84ZM9 261V260H8ZM93 262V261H92ZM63 264H67V262H63ZM92 264V263H91Z\"/></svg>",
    "mask_w": 264,
    "mask_h": 264
},
{
    "label": "flooded vegetation",
    "instance_id": "3",
    "mask_svg": "<svg viewBox=\"0 0 264 264\" xmlns=\"http://www.w3.org/2000/svg\"><path fill=\"white\" fill-rule=\"evenodd\" d=\"M70 1H72V0H69V2ZM63 9H70L69 7H60L59 8V11H61V13H59L58 14V16L59 17H63L64 18V16H63V14H62V10ZM52 15V14H51ZM62 19V18H61ZM64 19H68V18H64ZM2 28V27H1ZM0 32H1V30H0ZM1 240H3V239H1ZM262 245H263V247L262 248H264V239L262 240ZM251 245H257L256 243H251ZM254 251H257V248L256 249H254ZM249 255L251 256L249 259L247 258V259H243L242 257H238V264H252L254 261H258L259 260V256L258 255H255L254 254V252L253 251H251V252H249ZM3 256H5V255H3ZM261 258H263V260H264V256H263V254H262V256H261ZM9 259H3L2 261H3V263L5 264V261H8ZM13 259L12 258H10V260L9 261H12Z\"/></svg>",
    "mask_w": 264,
    "mask_h": 264
}]
</instances>
